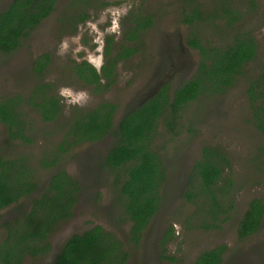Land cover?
<instances>
[{"label":"trees","instance_id":"obj_1","mask_svg":"<svg viewBox=\"0 0 264 264\" xmlns=\"http://www.w3.org/2000/svg\"><path fill=\"white\" fill-rule=\"evenodd\" d=\"M89 1L68 0L62 6L60 0H9L0 7V53L19 49L24 39L31 37L42 27L43 21L56 12L55 24L61 30L76 29L80 21L88 17L82 7ZM167 1L160 11L175 8L174 20L187 29L183 43L198 55L193 73L181 79L175 73V82L163 79L156 92L145 99L144 93H140L136 103L137 98L131 95V100L126 93L125 98L103 99L87 109L73 108L71 115L62 122L61 139L49 152H42L37 167L30 165L23 155L0 156V211L11 209L16 212L9 219H0V264H22L27 258L50 255L54 247L51 237L59 224L71 221L79 200L89 189L100 186H110L114 194L111 208L104 209L106 224H94L72 234L49 264H127L131 248H125L112 227L125 232L127 245H140L144 229L162 207L160 188L168 178L167 152L162 155L151 144L159 137L169 144L183 129L188 133L187 139L194 137L200 131L201 115L209 112L211 104L207 101L234 87L246 75V65L255 61L259 53L250 30L228 34V29L239 18L238 12L227 6L229 0H210L205 5L198 0ZM250 3L255 8V0ZM154 21L152 14H137L126 28L124 26L117 44L112 36H107L99 73L87 60H71L66 72L82 86L90 87L94 94L108 91L118 76V63L140 52L143 32ZM210 21L212 26L208 30ZM51 56L50 52L38 54L31 69L43 73ZM166 71L164 57L150 70L149 90ZM51 88V83L38 82L25 100L36 110L39 120L57 124L61 119L62 103ZM246 91L250 122L264 135V70L250 80ZM21 100L18 94L0 98V122L6 126L9 138L28 142L30 138L25 132L26 123L19 107ZM121 107L124 114L114 128L115 116ZM109 133L117 139L104 155L81 154L79 158L74 154L78 161L77 175L62 166L70 158L73 146L98 142ZM180 142L185 143V140ZM260 153L263 154L248 155L252 171L245 167L241 176L250 178L256 175L254 172H264V148H260ZM37 169L48 171L45 184L36 176ZM235 180L227 151L219 143L205 142L193 161L181 193L184 199L181 205L194 207L193 213L186 216L187 226L220 229L235 209L231 193L243 183L239 178V183ZM92 195L95 203L102 199L100 191H93ZM248 200L235 226L239 240L255 235L264 222V200L257 196ZM23 201L27 205L21 209ZM194 216L197 222L191 225ZM171 232L173 228L168 229L157 245L163 247ZM258 251L264 252V244ZM227 253L228 260L235 255L221 243L181 264H223ZM162 257L174 260L173 257ZM261 262L264 264V258Z\"/></svg>","mask_w":264,"mask_h":264},{"label":"rangeland","instance_id":"obj_2","mask_svg":"<svg viewBox=\"0 0 264 264\" xmlns=\"http://www.w3.org/2000/svg\"><path fill=\"white\" fill-rule=\"evenodd\" d=\"M67 1L60 0V4L64 6ZM198 1L203 2L204 5L211 2L210 0ZM8 2L9 0H0V7ZM165 2L169 1L90 0L82 7V11L88 14V17L84 21H80L76 29L61 30L55 24L58 14L56 12L51 18L43 21L42 27H39L31 37L25 38L19 49L14 52L0 53V98L20 95L22 100L19 107L26 123L25 132L30 138L28 142L9 138L6 126L0 122V156L7 158L23 155L30 165L37 167L42 152L46 150L49 152L52 145L54 146L61 139L63 134L61 128L63 129L64 126L62 122L71 115L75 108V106L70 110L66 108L58 94L61 87L87 91L90 100L82 107L87 109L103 99L115 101L118 97L124 96L125 98L126 93H128L129 99H131V95L136 99L140 93H144L143 99H145L147 96H151L154 91L156 92L163 84V79L175 82V73L180 76V79L189 77L195 69L198 55L183 43L187 29L174 20L175 8L171 11L165 9L160 11L161 5ZM256 3L258 5L255 10L250 8L249 0H229V5L227 4L239 14L238 20L234 21L235 24L228 29V34L239 30H250L258 45L259 53L255 61L246 65V75L242 76L237 84L227 92L213 96L207 101L211 104L209 112L201 115L198 123L200 131L194 137L187 139L188 133L183 129L184 131L169 143L170 146L167 144L168 142L162 141L161 137L155 139L151 144V147L159 150L162 155L165 152L168 155V160L165 157L168 178L160 188L163 203L159 212L144 229L139 246H134L132 243L127 245L125 232L123 230L119 232L118 229L112 227L115 235L123 241L125 248H131L127 264H181L190 261L197 253L221 243L226 244L230 250L235 252L234 257L229 260L227 253L223 264H262L264 252L258 250L262 249L264 244V222L259 231L250 238L239 240L235 235L238 215L244 211L247 200L252 196L264 200V172H254L256 175L250 176V178L240 174L244 172L245 167L252 171L247 159L248 155H262L260 148H264V135L250 122L251 112L246 91L250 80H254L264 70V0H256ZM137 14L143 16L152 14L155 21L143 32L140 52L132 58L121 60L118 63L116 67L118 76L108 91L94 94L90 87L82 86L78 79L66 72V66L71 60H87L91 64L102 60L103 63L102 54L106 37L112 36L117 44L124 26L126 28L130 19ZM117 22L119 24L118 36L115 32ZM210 23L211 21L207 23L208 30L212 26ZM214 37L213 39H215ZM62 40L67 41V51L63 56H58L57 49ZM43 52H50L52 56L51 62L40 74L34 72L31 65L37 55ZM164 57L166 58L167 71L162 76L160 75L161 80L155 85L152 84L154 87L149 90L150 70L158 66L161 58ZM179 71L181 73H178ZM38 82L51 83L52 93L60 98L62 103L61 119L57 124L39 120L36 110L29 106L25 100L30 90ZM137 100L138 98L136 101L134 100L135 103ZM207 102L205 105H208ZM123 110L121 107L120 111L123 112ZM189 115L191 114L188 113ZM184 140L185 143L180 142ZM109 142L110 139H103L98 143L73 146L69 152L70 158L64 161L65 164L62 166L76 174L78 161L74 154L79 158L81 154L97 155L106 148ZM205 142L219 143L223 146L230 156L235 181L239 183V178L243 182L231 193L235 209L220 229L204 230L195 226H187L186 216L193 213L194 207L193 205H181L184 201L181 193L185 181L193 161ZM35 174L41 183L45 184L48 171L37 169ZM102 189L103 193L109 196L107 189L105 187ZM41 190L39 189V192ZM107 202L104 199V201L100 200V202L94 203L92 198H85L80 203L82 209H78L79 213L75 218L73 216L69 219L72 221L66 220L59 224L58 229L51 237L53 246L57 248L61 240L72 232H81L92 224L103 223L102 207ZM26 205L27 203L23 201L20 208L23 209V206ZM83 212L85 215L86 212H92L93 218L84 217ZM15 214V211L9 209L0 212V219H9ZM196 222L197 219L194 216L191 225ZM158 224L162 230L169 228L170 225L173 227V234L164 244L165 248L155 244L157 234L153 233ZM162 255L173 257L174 260L162 257ZM49 259V256L37 259L27 258L22 264H43L49 262Z\"/></svg>","mask_w":264,"mask_h":264},{"label":"flooded vegetation","instance_id":"obj_3","mask_svg":"<svg viewBox=\"0 0 264 264\" xmlns=\"http://www.w3.org/2000/svg\"><path fill=\"white\" fill-rule=\"evenodd\" d=\"M249 2H250V0H249ZM255 2H256V0H255ZM250 5H251V3H250ZM257 5H258V3H256V6H255V8H253V7H251L253 10H255V9H257ZM103 55V54H102ZM103 59H104V55H103ZM124 114V113H123ZM122 112L120 111V114H116V116H115V120H114V128L117 126V123H118V121L121 119V117H122ZM104 139H106V140H108V139H110V142H109V144L106 146V148L101 152V154L102 155H104L105 153H106V151L113 145V143L115 142V140L117 139V137H115V136H113L111 133H109L106 137H104ZM103 140V139H102ZM102 140H100V141H102ZM100 141H98V142H100ZM97 142V143H98ZM96 143V142H95ZM100 154V153H99ZM96 155V154H95ZM198 156V155H197ZM193 164V163H192ZM103 187H105L106 189H107V193H108V195L109 196H106L105 195V193H103ZM112 190H113V188H110V186H100V187H97L96 189H89L85 194H84V196L79 200V203L77 204V206L79 205V207H75V210H74V218H75V216H76V214L77 213H79V211H78V209H82V208H80V203L82 202V201H84V199L85 198H87V199H89V198H92V201L95 203V198L93 199V196L94 195H92V192L94 191H96V192H99L100 191V193H101V197H102V199L101 200H103L104 201V199L105 200H107L108 202H107V204L105 205V206H103L102 207V215H103V219H104V221H107V219H106V217L104 216V213H105V210H107V209H109V208H111V200H112V198H113V196H114V194H113V192H112ZM96 195V194H95ZM95 197V196H94ZM28 200V199H27ZM249 201V200H248ZM105 209V210H104ZM0 212H3L2 210L0 211ZM159 211H157V213H158ZM156 213V214H157ZM92 214V212H86V215L84 214V212H83V216L84 217H87L88 219H91V218H93V214ZM155 214V215H156ZM154 218V217H153ZM102 218L100 217V220H101ZM68 221V220H67ZM72 221V220H71ZM104 223V222H103ZM95 224H100V222H98V223H95ZM102 224V223H101ZM92 225H94V224H92ZM92 225H90V226H88V228L89 227H91ZM170 228H173L172 227V225H170L169 226V228H167V229H164V230H162L161 229V226H160V224H158V226H157V228H156V230L154 231V233L153 234H157L156 235V242H155V244H157L158 243V241H159V239H161V238H163V236L165 235V233L166 232H168V229H170ZM81 232H82V230H81ZM75 233H80V232H76L75 231ZM72 234H74L73 232L70 234V235H66L64 238H63V240H61V243L57 246V248H55V247H53L52 248V253L50 254V255H48L49 257H50V259H49V262H45V263H43V264H49V263H52L53 261H54V259H55V257H56V255H57V252H58V250L60 249V246L62 245V243H64V241L66 240V239H68ZM172 234H173V232H171V233H169V239H170V237L172 236ZM143 235V234H142ZM52 245H53V243H52Z\"/></svg>","mask_w":264,"mask_h":264},{"label":"clouds","instance_id":"obj_4","mask_svg":"<svg viewBox=\"0 0 264 264\" xmlns=\"http://www.w3.org/2000/svg\"><path fill=\"white\" fill-rule=\"evenodd\" d=\"M116 35H119V24L117 22V26L115 29ZM67 41L62 40L60 42V45L57 49V55L58 56H63L65 52L67 51ZM93 66L96 68L97 72L99 73L101 68H102V60L101 61H96ZM59 96L62 98L63 103L66 105V108L70 110L71 107H83L85 106L89 100H90V95L87 91L85 90H80L76 91L68 87H61L58 90Z\"/></svg>","mask_w":264,"mask_h":264},{"label":"water","instance_id":"obj_5","mask_svg":"<svg viewBox=\"0 0 264 264\" xmlns=\"http://www.w3.org/2000/svg\"><path fill=\"white\" fill-rule=\"evenodd\" d=\"M154 92H155V91H154ZM154 92H153V93H154Z\"/></svg>","mask_w":264,"mask_h":264}]
</instances>
